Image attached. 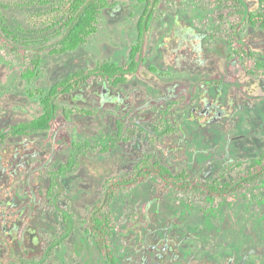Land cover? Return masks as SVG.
<instances>
[{"label": "rangeland", "instance_id": "374dc122", "mask_svg": "<svg viewBox=\"0 0 264 264\" xmlns=\"http://www.w3.org/2000/svg\"><path fill=\"white\" fill-rule=\"evenodd\" d=\"M4 1L7 6L3 13L9 23L25 29L35 28L31 21L34 12L48 8L27 5L22 0ZM247 1L252 3L253 11L260 9L257 0ZM110 3L100 17L97 33L85 45L64 55L44 56L37 85L49 87L76 69L94 67L99 61L120 64L128 61L130 49L137 41L143 6L137 0H110ZM222 12L221 7L212 6L207 0H164L151 24L140 72L126 85L112 87V94L104 90L102 103L92 91L105 87V83L92 81L86 87L78 104L97 109L100 118L85 116L79 121L80 129L88 135H97L101 129L119 131L116 119L131 109L136 117L155 118L169 105L163 100L164 87L169 84L180 83L179 86L196 91L197 103L206 93L214 96L215 89L208 86H215L219 78H223V86L226 84L229 88L225 93L233 90L240 94L242 111L230 117L231 127L227 129L229 122L209 123L201 118L203 111L194 114L200 106L188 105V94L184 92L180 106L188 108L178 113L179 130L176 135L165 138V152L153 147L146 136L139 133L123 142L127 151L120 146L116 148L120 165H115V175L131 172L141 152L147 151L165 161L169 159L174 171L185 166L204 179L224 175L222 180L230 181L238 171L247 170L251 161L264 150V79L249 76L238 58H226L221 53L229 51L227 31L231 21L229 17L219 20ZM242 34L255 55L264 61V29L245 24ZM6 69L0 65V79ZM11 111L25 119L36 114L39 107L11 93L0 95V127L12 124V121L2 122ZM146 125L152 127L151 122ZM207 148L211 150L208 158L203 154ZM227 151L237 164L234 171L220 163V155ZM70 180V188L77 191L73 197L78 198L75 206L84 215L101 186L93 188L80 173L73 182ZM227 200L215 202L216 210H202L197 201L188 199L183 203L173 191L152 180L121 193L113 204L117 223L114 242L120 263L185 264L186 259L182 263L177 260L186 255L194 258L193 253H198V258L212 264H264V180ZM56 215L48 204H39L38 220L52 222L59 228ZM82 236L81 228L72 235V240H81ZM159 244H165L167 252L152 248ZM88 248L93 256V247Z\"/></svg>", "mask_w": 264, "mask_h": 264}, {"label": "flooded vegetation", "instance_id": "af4514ba", "mask_svg": "<svg viewBox=\"0 0 264 264\" xmlns=\"http://www.w3.org/2000/svg\"><path fill=\"white\" fill-rule=\"evenodd\" d=\"M163 1L164 0H162L161 5L163 4ZM207 1L212 6H219L223 10L221 5H214L210 0ZM158 10L155 18L158 15ZM221 14L222 13L218 16L219 20H223L227 17V15H225L224 18H220ZM151 24L150 30L146 35V40L148 39V35L151 31ZM243 39L245 42L247 41L244 36ZM227 42L229 44V51H221V53L225 55L226 58L235 57L241 61V59L231 50L229 32ZM250 49L254 53V50L251 47ZM255 57L258 58L256 55ZM212 58L214 59V57ZM259 60L264 63L263 60ZM0 65H3V68H7L6 71L4 70L6 73L3 74L4 79H0V95L11 93L15 96H19L20 98H24L27 102L39 107V111L36 114L25 119L22 116H16V113L11 111L9 116L5 117L2 122L12 121V124L0 127V133L6 134L5 139L0 141V264H85L86 261H89L91 264H106L102 255L96 248H94L93 244L85 238L86 235L83 221L87 214V209L91 204L86 208V213L84 215L79 212L75 206V202L78 198H73L74 195L77 194V191H73L70 188L71 185L69 183V178H71L70 182H73V180L77 178L80 173L84 178L89 180L91 185L94 186L93 188L101 186L100 193L93 200V202L96 201L100 197L102 191V185L104 182V179H102L103 170L106 173H109V176L128 174H114L115 165H120V160H117L119 155L116 148L120 146L124 152L127 151L123 148V145L125 144L123 142H127L131 138L136 137L137 134L142 133L146 136L149 143L153 147L161 149V151L165 152L166 148L163 146L165 138L176 135L179 130L177 117L178 113H180L183 109L188 108V106H180L181 100L184 96L183 93L186 92L188 94V105H191V103H197L198 97H195L196 91L181 87L179 86L180 83L166 85L163 91V100L165 99L168 101L169 105L160 110L155 118L148 119L143 115L136 117L133 115L134 113L131 109L128 113H126V115L116 119L115 124H118L119 131L108 132L101 129L97 135H88L85 131L80 129L79 121L85 118V116L100 119L98 117V110L83 107L78 104V101L85 95V89L91 85L92 81H98L101 83L104 82L94 79L89 84H84L76 90L60 95L59 100L61 102V106L56 111L49 128L39 131L12 132L15 127L21 125L22 123L31 122L43 114L44 106L40 100L43 93L49 92L50 88L54 84L66 78L68 75L85 68L76 69L49 87H41L37 85V81L38 77L42 74V66H40V74L38 76L33 79L24 78L22 76L23 66L9 60L3 51H0ZM9 70L10 74L8 73ZM219 70L221 69L219 68ZM5 75L7 76L5 77ZM132 76L133 75L128 77L127 82L121 83L118 86H112L104 82L105 87H100L99 89L95 88L92 93L96 99L102 103L104 90H106V92L110 90L112 94V87L118 88L126 85L130 82ZM21 87L22 90H20ZM208 87H213L215 89L214 96L212 94L209 95L208 93L203 95V99L201 98L200 103H197V105L200 106V109L196 110L194 114L198 112L201 113L203 111L201 114L203 117L201 118H203L204 121L207 120L209 123L215 122L224 124L225 121L229 122L228 120L232 119L230 117H236L238 110L242 111L240 104L241 99L239 98L240 94L233 90H229L225 93L224 90L228 88V86L226 84L225 87L223 86V78H219L215 86ZM97 92L99 93L97 94ZM223 93H225V99L222 98ZM81 109H87L89 112H83ZM161 114H165V116L171 120L175 127V131L169 134H163L156 141H154L147 131H152L156 128V121L159 119ZM148 122H151L152 127L146 125ZM135 123H137L138 126L135 125ZM120 124L123 125L120 127ZM229 124H231V121L225 128H230L231 126ZM209 151H211L209 148L204 150L203 154L205 156L207 155L206 158L210 156ZM263 151L251 161L250 166L255 159L261 156ZM147 155L151 156L154 160L161 161L165 165H170L168 163L170 162L169 159L168 161H165L156 154L143 151L141 152L140 157L136 159L134 167ZM219 160L221 165L226 166L227 170L234 171L233 169L236 163H234L235 159H233L230 152L227 151L222 153ZM122 163L123 162H121V165ZM64 168L67 170L59 178V186L54 189V197V195H50L51 184L54 178L53 174L63 171ZM183 169L187 170L193 178L204 179L203 177L192 173L190 171L191 169L185 166L177 171ZM177 171L173 170V172ZM223 176L224 175H221L220 178L204 180L220 179L222 182H226L222 180ZM151 180L159 184L160 187H163L164 189L168 188L173 191L176 197L183 203L188 201V199H185L176 193L175 190L161 185L155 179H149L142 184ZM140 185L133 189H137ZM229 197L226 199L224 198L221 201H228L227 199ZM55 200L58 208L65 212H69L72 215L73 230L61 246L56 247L51 251V253H49L48 256H46V258H44L45 250L49 248L51 243L54 241L55 236L61 234L66 226L65 221L61 218V212L58 211L54 205ZM43 202L48 204L50 208L56 212V221L60 223L59 228L55 227L52 222L47 224L45 222L43 223V219L38 220L39 204ZM212 210H216V206H214ZM81 228L83 232L82 239L72 240V235L77 234ZM115 234L116 231L113 234L112 249L116 254L119 264H121L120 255L115 249ZM80 241H82V243ZM162 242L164 243V241ZM165 244H159V247L152 248L160 249L161 252H167L164 250ZM88 247H93V256L90 254ZM160 255L162 257L164 256L162 253ZM193 256L194 258L186 255L184 259L177 260V262L182 263L186 259L185 264H212L211 261L202 259L201 257L198 258V253H193ZM79 260L81 261L79 262Z\"/></svg>", "mask_w": 264, "mask_h": 264}, {"label": "trees", "instance_id": "16d2710c", "mask_svg": "<svg viewBox=\"0 0 264 264\" xmlns=\"http://www.w3.org/2000/svg\"><path fill=\"white\" fill-rule=\"evenodd\" d=\"M22 1L27 5H42L48 8L34 12L31 21L35 28L25 29L9 23L3 13L7 3L0 0V51H3L9 60L21 64L22 76L29 79L40 74V66L45 55H64L85 45L97 33L104 9L111 6L110 0ZM210 1L214 5L222 6L223 12L220 18L227 15L231 20L228 23L230 47L232 52L241 59L245 72L253 78L264 79V63L255 57L242 36V27L245 24L264 29V0H257L260 7L258 11H253L252 3L247 0ZM138 3L142 4L143 12L138 21V40L131 48L129 61L123 65L110 60L99 61L94 67L77 70L58 81L49 92L41 95L43 114L31 122L15 127L12 132L39 131L49 128L56 111L61 106L59 100L61 94L76 90L94 79L118 86L127 82L129 76L140 72L144 62L146 35L162 0H138ZM81 111L89 112L87 109H81ZM156 123L154 130L147 131L154 141L163 134L175 131L174 125L165 114H161ZM122 125L120 124V127ZM135 125L138 126L137 123ZM5 135L0 133V141L5 139ZM66 170L64 168L63 171L53 174L50 195L55 197L54 189L59 186V178ZM102 179L104 182L101 195L88 207L83 221L85 238L102 255L106 264H119L112 249L113 234L117 229L113 204L121 192H128L149 179H155L161 185L175 190L181 197L196 200L203 210H212L215 202L236 193H243L249 187L264 180V151L247 170L237 172L234 179L226 182L220 179L193 178L185 169L173 172L168 165L152 159L149 155L142 158L133 171L125 175L109 176V173L103 170ZM54 205L61 212V218L66 226L45 250L44 258L56 247L61 246L73 230L72 215L58 208L56 200Z\"/></svg>", "mask_w": 264, "mask_h": 264}]
</instances>
